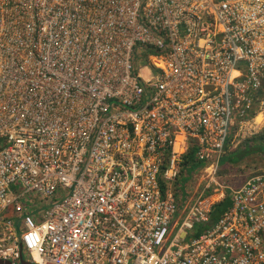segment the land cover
<instances>
[{
  "label": "built area",
  "instance_id": "1",
  "mask_svg": "<svg viewBox=\"0 0 264 264\" xmlns=\"http://www.w3.org/2000/svg\"><path fill=\"white\" fill-rule=\"evenodd\" d=\"M262 132L264 0H0V261L264 264Z\"/></svg>",
  "mask_w": 264,
  "mask_h": 264
},
{
  "label": "rangeland",
  "instance_id": "2",
  "mask_svg": "<svg viewBox=\"0 0 264 264\" xmlns=\"http://www.w3.org/2000/svg\"><path fill=\"white\" fill-rule=\"evenodd\" d=\"M138 61H137V65L142 66L144 64V57L140 56V54L138 55ZM136 60V55L134 57V61ZM233 118L235 119L236 122V126H239V122L241 121V119L238 116V113L234 114ZM234 128H230L229 129V136L233 137V133H234ZM256 139V140H255ZM254 142L255 144L258 145H262L264 147V132L260 133L259 135H257V137H254L253 139H251L250 142ZM259 142V143H258ZM261 143V144H260ZM229 144V142L227 143V145ZM231 145V143H230ZM244 144H241L240 147H242ZM239 147V148H240ZM244 149L249 150V151H254L253 147H245ZM234 149H229V151L227 152L228 154H231L233 152ZM233 158L235 160H242L239 157L233 156ZM201 165H196L195 167H192L191 165L188 167L187 169H183V173L181 175V177L178 179L177 182H175L174 184V193H176V196L178 198L179 192L181 193H185L188 192V198L186 199L185 203L182 204L181 206L178 203L179 206V210L177 211V215L179 213V215L181 214L180 210L183 209V207L187 204L190 194L189 191L191 190L192 187H195L196 185V181L195 179L198 176V172L201 169ZM222 168V165H221ZM230 168V169H229ZM257 168H264V154L262 152H260L259 156H255V155H248L245 159H243L240 163H238L237 165L234 166H228L226 167L224 170L226 175H224L222 173V171H220L219 176H220V180L222 183H224L227 186H233V184L238 183L239 181L237 180V178H232L230 175V172H228L227 170H235V172L233 173H238V171H240L241 173H243V175L246 173L245 171H249V174L254 173L255 170ZM239 174V173H238ZM242 178L245 176H241ZM240 177V178H241ZM33 196L31 195H26L22 198V204L25 206L26 204H32L33 202ZM178 200V199H177ZM34 208H28V211L31 212L33 211ZM25 259L27 261H29V257L26 254L25 255Z\"/></svg>",
  "mask_w": 264,
  "mask_h": 264
},
{
  "label": "trees",
  "instance_id": "3",
  "mask_svg": "<svg viewBox=\"0 0 264 264\" xmlns=\"http://www.w3.org/2000/svg\"><path fill=\"white\" fill-rule=\"evenodd\" d=\"M250 154H251V151H249V150H242V151H240L238 153L235 152L234 154H230L231 156L229 155L230 157L228 156L227 159H223L222 165L225 163V161H228L229 163H232L233 165H236V164L240 163L243 159H245ZM233 156L239 157L242 160H235L233 158ZM188 158L190 160L188 162H191V161L194 162L195 161V157H194L193 153H191ZM191 166L195 167V165H193V164ZM188 167H187V170H188ZM187 198H188V192H185V193L179 192V195H178V198H177L178 199L177 203H179V205L181 206L182 204L185 203ZM231 206H232V200L230 199V197H227L222 202L216 204L214 206L212 212H211L209 222L207 224H205V226H203V227H198V229H200V231L197 232L198 235L202 231H205L206 229H208L211 226H213L214 224H216L218 222V220L221 218V216L224 214V212H226L228 209H230Z\"/></svg>",
  "mask_w": 264,
  "mask_h": 264
},
{
  "label": "crops",
  "instance_id": "4",
  "mask_svg": "<svg viewBox=\"0 0 264 264\" xmlns=\"http://www.w3.org/2000/svg\"><path fill=\"white\" fill-rule=\"evenodd\" d=\"M256 140V139H255ZM249 141V142H248ZM248 141H246V142H243L242 144H244L242 147H240V145L239 146H237V147H235V148H233L234 150H233V152L231 153V154H234L235 152H240V151H242V150H246V149H244L245 147H253V149H254V151H252L251 152V154L250 155H255V156H259V154H260V152H262L263 154H264V147L262 146V145H258V144H255L253 141L252 142H250V140H248ZM259 143V142H258ZM261 144V143H260ZM240 147V148H239ZM230 154H226V157L224 158V159H227L228 158V156H229ZM231 156V155H230ZM229 156V157H230ZM225 161V160H224ZM223 162V161H222ZM222 162H221V165H222ZM237 165V164H236ZM230 167V166H234L232 163H229L228 161H225V163L222 165V168H221V171H222V173L224 174V175H226V173H225V171L224 170H226L225 168L226 167ZM230 169V168H229ZM258 169H260V168H257L256 170H258ZM228 172H230V175H231V177L232 178H237V180L239 181L238 183H235V184H233V186H229V187H231V188H234V189H238V188H240L243 184H244V182L246 181V179L251 175V174H249V171L247 172V171H245L246 173L243 175V173H241L240 171H238V173H233V172H235V170H227ZM241 176H245V179H244V177L242 178ZM241 177V178H240ZM205 226V225H204ZM212 227V226H211ZM210 227V228H211ZM200 231V229H197L196 230V232H195V234L197 235L198 233L197 232H199Z\"/></svg>",
  "mask_w": 264,
  "mask_h": 264
},
{
  "label": "water",
  "instance_id": "5",
  "mask_svg": "<svg viewBox=\"0 0 264 264\" xmlns=\"http://www.w3.org/2000/svg\"><path fill=\"white\" fill-rule=\"evenodd\" d=\"M0 264H12V263L7 262V261H0ZM20 264H32V263H30V262L27 261V260H22V261L20 262Z\"/></svg>",
  "mask_w": 264,
  "mask_h": 264
}]
</instances>
